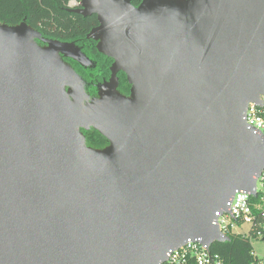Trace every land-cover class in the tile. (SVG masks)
I'll return each mask as SVG.
<instances>
[{
	"label": "water",
	"instance_id": "water-1",
	"mask_svg": "<svg viewBox=\"0 0 264 264\" xmlns=\"http://www.w3.org/2000/svg\"><path fill=\"white\" fill-rule=\"evenodd\" d=\"M69 10L97 16L87 38L113 59L90 101L62 59L91 64L74 42L0 23V264H160L189 238L229 241L216 213L264 169L244 120L264 93V0ZM91 128L109 144L88 146Z\"/></svg>",
	"mask_w": 264,
	"mask_h": 264
},
{
	"label": "trees",
	"instance_id": "trees-1",
	"mask_svg": "<svg viewBox=\"0 0 264 264\" xmlns=\"http://www.w3.org/2000/svg\"><path fill=\"white\" fill-rule=\"evenodd\" d=\"M70 0H0V23L17 25L26 21L31 27L39 30L46 38L57 39L66 42L85 43L86 48L93 56V65L88 72L78 61L72 60L73 68L90 79L89 72H93L96 81L108 79L111 71L110 65L113 59L100 53L95 46L96 41L87 38V34L99 24L97 16H83L80 13L69 10ZM81 1V0H78ZM142 0H132L134 5H139ZM96 64H95V63ZM83 66V67H82ZM83 68V69H82ZM119 88L123 92L130 91V84L126 74L121 72ZM99 83V84H101ZM98 84V85H99ZM122 92V93H123ZM88 146L102 149L109 141L94 128L82 129ZM253 203H261V195L252 197ZM213 252L219 253L227 264H253L251 255L252 245L246 236L233 234L226 242H215L211 246Z\"/></svg>",
	"mask_w": 264,
	"mask_h": 264
},
{
	"label": "built area",
	"instance_id": "built-area-1",
	"mask_svg": "<svg viewBox=\"0 0 264 264\" xmlns=\"http://www.w3.org/2000/svg\"><path fill=\"white\" fill-rule=\"evenodd\" d=\"M80 1L70 0L69 8L78 7ZM244 120L248 127L263 139L264 142V93L258 101L250 102ZM257 196L251 192L238 190L227 203L228 210L217 212L213 220L219 230L227 236L239 234L250 239L254 258L253 264H264V255L254 250L253 242L264 240V169L257 177ZM261 195V203H253L252 197ZM160 264H227L224 258L211 250V246L203 242L202 238H189L183 245L170 249L166 260Z\"/></svg>",
	"mask_w": 264,
	"mask_h": 264
},
{
	"label": "flooded vegetation",
	"instance_id": "flooded-vegetation-1",
	"mask_svg": "<svg viewBox=\"0 0 264 264\" xmlns=\"http://www.w3.org/2000/svg\"><path fill=\"white\" fill-rule=\"evenodd\" d=\"M96 44H97V42H96ZM96 44H95V46H96ZM78 45L80 46V48H81V50L86 54H88V56H89V58L91 59V61L93 60L94 61V58H93V56L90 54V52H89V50L86 48V45H85V43H81V44H79L78 43ZM62 59L65 61H67V62H69V63H71V65L73 66V63H72V60L73 59H71V58H67V57H65V56H62ZM95 63V62H94ZM96 64V63H95ZM93 65V62L88 66V68L87 67H83L84 68V70H85V72H88L89 70H90V68L89 67H91ZM112 65V64H111ZM111 65H110V71H111ZM82 68V69H83ZM122 71H120L119 73H118V79H119V81H118V85H117V89L122 93L123 91H122V89H120L119 88V85H120V83H121V81H120V73H121ZM79 73V72H78ZM124 73V72H123ZM80 75H81V77H82V81H83V84H84V89H85V92L87 93V95L89 96V101L90 100H92V99H94V98H97L98 97V93H99V86H101L103 83H105L106 81H108L109 79H110V77H111V74H110V76H109V78L108 79H104L103 81H102V83L100 82V81H96L97 79H96V76L94 75V73L93 72H89V76H90V79H85L84 78V75L82 74V73H79ZM126 78H127V76H126ZM128 81V80H127ZM120 82V83H119ZM99 83H101V84H99ZM99 84V85H98ZM130 88H131V85H130ZM123 94H125V95H130V91L129 92H123Z\"/></svg>",
	"mask_w": 264,
	"mask_h": 264
},
{
	"label": "rangeland",
	"instance_id": "rangeland-1",
	"mask_svg": "<svg viewBox=\"0 0 264 264\" xmlns=\"http://www.w3.org/2000/svg\"><path fill=\"white\" fill-rule=\"evenodd\" d=\"M41 46H44L45 44L41 41L38 42ZM76 46H78L80 48V46L74 42ZM81 49V48H80ZM82 51V50H81ZM83 52V51H82ZM84 53V52H83ZM85 54V53H84ZM86 55L88 56V54L86 53ZM89 57V56H88ZM74 60V59H73ZM91 60V59H90ZM66 63H68L69 65H71V63L67 62L65 60ZM119 80V79H118ZM98 98V97H97ZM253 247L254 250L257 252V254L259 255H264V240H256L253 242Z\"/></svg>",
	"mask_w": 264,
	"mask_h": 264
}]
</instances>
